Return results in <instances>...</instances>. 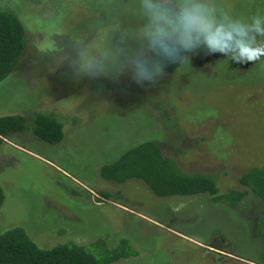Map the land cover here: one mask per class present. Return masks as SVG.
<instances>
[{
	"label": "rangeland",
	"instance_id": "1",
	"mask_svg": "<svg viewBox=\"0 0 264 264\" xmlns=\"http://www.w3.org/2000/svg\"><path fill=\"white\" fill-rule=\"evenodd\" d=\"M0 9L29 39L0 82V118L31 127L50 113L64 130L53 145L32 130L0 134V234L22 227L45 249L127 241L134 256L111 264H264L257 195L236 206L205 194L161 198L140 180L101 175L146 141L185 172L215 175L222 193L264 169V56L233 58L237 40L264 48V0H0ZM191 17L231 32L228 48L213 49ZM161 39L185 44L187 56L173 73L144 77L138 62Z\"/></svg>",
	"mask_w": 264,
	"mask_h": 264
},
{
	"label": "trees",
	"instance_id": "2",
	"mask_svg": "<svg viewBox=\"0 0 264 264\" xmlns=\"http://www.w3.org/2000/svg\"><path fill=\"white\" fill-rule=\"evenodd\" d=\"M28 41L21 21L13 13L0 9V82L14 72L26 52ZM187 53L185 44L161 39L156 42L148 56L139 60V71L141 72V66L146 67L151 78L173 73L182 66ZM49 114L34 116L31 127L28 124L29 119L24 116L0 118V134L32 130L45 143H60L64 137L62 123L59 121L60 125L57 124ZM129 158L138 162L130 165ZM137 164L139 171L136 170ZM101 175L105 180L118 184L140 180L154 195L161 198L205 194L213 202L228 200L232 206H236L251 192L264 203L263 168L248 169L238 178L240 188L222 193L215 175L198 171L185 172L173 158L163 154L155 141L142 142L125 151L119 159L103 166ZM100 195L110 197L107 193ZM231 195H235L236 199H230ZM3 202L4 191L0 186V208ZM134 254L127 241H123L115 249H110L102 239L85 245L67 242L45 249L38 246L22 227H14L0 234V264H111Z\"/></svg>",
	"mask_w": 264,
	"mask_h": 264
},
{
	"label": "clouds",
	"instance_id": "3",
	"mask_svg": "<svg viewBox=\"0 0 264 264\" xmlns=\"http://www.w3.org/2000/svg\"><path fill=\"white\" fill-rule=\"evenodd\" d=\"M190 23L201 26V30L207 33V43L213 49L225 50L229 46L226 41L233 40V34L231 32L226 33L223 29H217L215 32L210 31L211 26L204 23L200 17H191ZM256 23V31L261 35H264V29L258 27L259 21H257ZM236 35L244 37L247 35V33L243 30H237ZM236 44L239 49V55L234 56V59L239 60L240 58H244V60L246 61L254 62L261 56H264V48L254 47L243 39L237 40ZM141 75L147 78H151L150 71L144 66H141Z\"/></svg>",
	"mask_w": 264,
	"mask_h": 264
}]
</instances>
